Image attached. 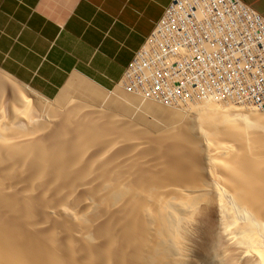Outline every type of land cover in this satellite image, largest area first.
<instances>
[{"label":"bare ground","instance_id":"6f19581e","mask_svg":"<svg viewBox=\"0 0 264 264\" xmlns=\"http://www.w3.org/2000/svg\"><path fill=\"white\" fill-rule=\"evenodd\" d=\"M63 88L0 78V264H264L263 111Z\"/></svg>","mask_w":264,"mask_h":264},{"label":"crops","instance_id":"0c3cea01","mask_svg":"<svg viewBox=\"0 0 264 264\" xmlns=\"http://www.w3.org/2000/svg\"><path fill=\"white\" fill-rule=\"evenodd\" d=\"M172 1L0 0V78L47 99L75 76L114 90Z\"/></svg>","mask_w":264,"mask_h":264},{"label":"built area","instance_id":"2783aa9c","mask_svg":"<svg viewBox=\"0 0 264 264\" xmlns=\"http://www.w3.org/2000/svg\"><path fill=\"white\" fill-rule=\"evenodd\" d=\"M258 22L264 16L243 0H173L121 83L168 104L192 95L230 97L264 112V30ZM202 46L211 48V56L201 55ZM211 64L225 67L215 84L195 75L196 67ZM226 78H238V86H226ZM209 88H218V95H209ZM235 90H247L249 101L235 98Z\"/></svg>","mask_w":264,"mask_h":264},{"label":"rangeland","instance_id":"374dc122","mask_svg":"<svg viewBox=\"0 0 264 264\" xmlns=\"http://www.w3.org/2000/svg\"><path fill=\"white\" fill-rule=\"evenodd\" d=\"M258 29H260V30H264V24L262 23V25L261 24H259V22H258ZM208 49H207V48ZM206 49V50H204V49ZM201 50L202 51H204V55L205 56H209L210 55V52L209 51H211V48L209 47V46H203V47H201ZM201 51V52H202ZM207 53H209V55L207 54ZM230 56H232V55H230ZM215 68V67H214ZM196 69V68H195ZM216 74H219L220 72L222 73V71L218 68H216ZM197 72H200V73H206V71H204V69H202V67H198V69H197ZM209 72H211V71H209ZM209 74V73H208ZM223 75H225L224 74V72L222 73ZM211 75V74H210ZM208 76V75H207ZM2 77H6V76H2ZM6 78H9V77H6ZM81 78H83V77H81ZM9 79H11V78H9ZM85 79V78H84ZM12 81H14L15 83H17L18 85H21V86H23V87H25L26 89H29V90H31L30 88H28L27 86H25V85H23V84H21V83H19V82H17V81H15V80H13V79H11ZM87 80V79H86ZM227 81H228V78L226 79ZM89 81V80H88ZM92 83V82H91ZM92 84H94V83H92ZM95 85V84H94ZM98 89H99V91H101L102 93H104V94H106V95H114L115 93H116V91H118L117 90V88H122V87H124V88H127L126 86H125V84L124 83H121V84H119L114 90H111V91H108V90H104V89H102V88H100L99 86H97V85H95ZM233 87V86H232ZM64 89V88H63ZM62 89V90H63ZM129 91H132L131 89H129V88H127ZM62 90L60 91V93L62 92ZM237 91V90H236ZM235 91V92H236ZM238 92V91H237ZM59 93V94H60ZM111 93V94H110ZM235 95H236V93H235ZM238 95H240V96H238ZM41 96V95H40ZM58 96L59 95H57L55 98H53V99H56V98H58ZM237 98H242L241 100H243L245 97L244 96H242L240 93H237ZM43 99H45V100H49V99H47V98H45V97H43V96H41ZM239 99V100H240ZM210 260V261H209ZM210 262H212L213 263V261H211V259H206V261H205V263H207V264H210Z\"/></svg>","mask_w":264,"mask_h":264}]
</instances>
